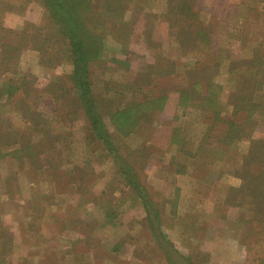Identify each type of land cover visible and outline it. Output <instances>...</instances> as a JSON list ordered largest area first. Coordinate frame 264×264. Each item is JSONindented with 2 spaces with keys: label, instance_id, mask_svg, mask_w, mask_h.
Masks as SVG:
<instances>
[{
  "label": "rangeland",
  "instance_id": "rangeland-1",
  "mask_svg": "<svg viewBox=\"0 0 264 264\" xmlns=\"http://www.w3.org/2000/svg\"><path fill=\"white\" fill-rule=\"evenodd\" d=\"M62 1L0 0V264H264V0Z\"/></svg>",
  "mask_w": 264,
  "mask_h": 264
},
{
  "label": "trees",
  "instance_id": "trees-1",
  "mask_svg": "<svg viewBox=\"0 0 264 264\" xmlns=\"http://www.w3.org/2000/svg\"><path fill=\"white\" fill-rule=\"evenodd\" d=\"M59 4L62 5L63 1L61 0V2ZM74 22H76V19ZM76 26H79V28L77 30L78 33H79V29H81L80 27L85 28V29H83L84 33L85 32L94 33V32L88 31L86 29V26L84 25V19H82V20L79 19L77 21V23H75L73 28H75ZM78 33H76V29L73 30V33H72L73 36H70V40H71L73 48H74L73 53L76 54V61L79 64L77 70L78 69L83 70L86 67H88L87 63L90 60L89 55L86 52V49L91 48V50H92V47H93L92 41L94 39H92L88 34H81V35L79 34L81 37H78ZM77 49H79V51ZM94 49H96V48H94ZM78 80H79V83L81 84V86L83 88L81 91V97L79 94V99L85 103V105L84 104L83 105L85 107L86 112L89 114V116H91L93 118V123H96V127H97L96 129H98L100 131L99 137L106 138L108 135H106L104 132V131H106V129L103 125V122H102V125H103V127H102L101 125H98V120L95 118V116L97 117V115H96L97 112L95 111L94 101L90 98L92 96L90 94V88H89L90 83L88 81H86L85 79H82V77L78 78L77 81ZM161 98L163 99V97H160V99L157 98L158 99L157 101L160 103L162 102ZM156 108H160V107L157 106ZM121 113L122 114L119 113V115H118L119 119L123 118L124 117L123 115H125L124 112H121ZM117 125L120 126L118 122H117ZM130 126L131 125L129 123H127L126 127L129 128ZM116 156H117V158H120V155L118 153H116Z\"/></svg>",
  "mask_w": 264,
  "mask_h": 264
}]
</instances>
